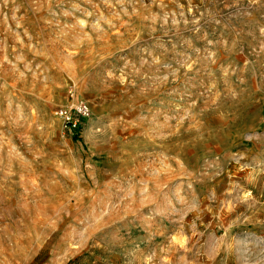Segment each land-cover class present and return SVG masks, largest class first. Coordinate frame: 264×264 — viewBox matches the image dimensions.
I'll use <instances>...</instances> for the list:
<instances>
[{
	"label": "rangeland",
	"instance_id": "1",
	"mask_svg": "<svg viewBox=\"0 0 264 264\" xmlns=\"http://www.w3.org/2000/svg\"><path fill=\"white\" fill-rule=\"evenodd\" d=\"M0 264H264V0H0Z\"/></svg>",
	"mask_w": 264,
	"mask_h": 264
},
{
	"label": "built area",
	"instance_id": "2",
	"mask_svg": "<svg viewBox=\"0 0 264 264\" xmlns=\"http://www.w3.org/2000/svg\"><path fill=\"white\" fill-rule=\"evenodd\" d=\"M91 113V106L86 102L70 106H60L56 110V115L62 119L64 127L74 133L79 132Z\"/></svg>",
	"mask_w": 264,
	"mask_h": 264
}]
</instances>
